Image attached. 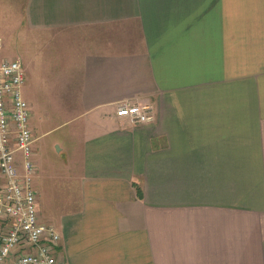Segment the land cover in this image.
Segmentation results:
<instances>
[{"label": "crops", "instance_id": "obj_1", "mask_svg": "<svg viewBox=\"0 0 264 264\" xmlns=\"http://www.w3.org/2000/svg\"><path fill=\"white\" fill-rule=\"evenodd\" d=\"M18 1L33 135L69 127L57 256L264 264V0Z\"/></svg>", "mask_w": 264, "mask_h": 264}, {"label": "built area", "instance_id": "obj_2", "mask_svg": "<svg viewBox=\"0 0 264 264\" xmlns=\"http://www.w3.org/2000/svg\"><path fill=\"white\" fill-rule=\"evenodd\" d=\"M24 81L19 60L0 61V264H68L56 254L61 238L56 227L38 216L31 159L35 137L21 93ZM117 115L137 122L154 119L149 105L122 104Z\"/></svg>", "mask_w": 264, "mask_h": 264}, {"label": "rangeland", "instance_id": "obj_3", "mask_svg": "<svg viewBox=\"0 0 264 264\" xmlns=\"http://www.w3.org/2000/svg\"><path fill=\"white\" fill-rule=\"evenodd\" d=\"M18 3V0H0V37L2 39L0 61L3 59L13 60L18 57L20 51L19 39L22 35H26L23 25L19 24L21 13ZM42 108L44 109V106ZM46 108H49V106H46ZM45 114L48 116L46 111ZM68 128L49 130L40 137H36L40 133L34 134L36 138L33 142L31 155L36 167L34 187L35 182L37 188L40 184L44 187L43 207L46 217L54 215L57 212L56 209L62 207V204L65 203L57 197L62 196V183L67 178L69 179L70 173H68V168L64 164L65 161L60 154L56 141L62 139L60 133L65 132ZM18 156H20V153H18Z\"/></svg>", "mask_w": 264, "mask_h": 264}, {"label": "trees", "instance_id": "obj_4", "mask_svg": "<svg viewBox=\"0 0 264 264\" xmlns=\"http://www.w3.org/2000/svg\"><path fill=\"white\" fill-rule=\"evenodd\" d=\"M139 194H141L140 189H139Z\"/></svg>", "mask_w": 264, "mask_h": 264}]
</instances>
